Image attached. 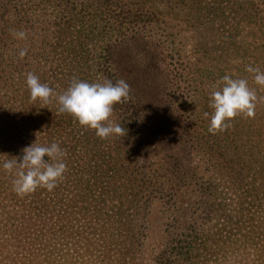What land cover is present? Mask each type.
I'll return each instance as SVG.
<instances>
[{"label": "trees", "instance_id": "trees-1", "mask_svg": "<svg viewBox=\"0 0 264 264\" xmlns=\"http://www.w3.org/2000/svg\"><path fill=\"white\" fill-rule=\"evenodd\" d=\"M177 21L191 34L194 56L172 79L166 71L178 69L166 63L156 33L172 42L167 31ZM21 31L23 39L13 35ZM130 47L144 61L137 71L148 74L122 72ZM250 65L264 71V0H0V162L35 141L56 142L67 166L53 191L23 197L0 169V264H139L153 212L160 238L149 264H264V219L257 223L251 212L264 207V100L254 116L212 133L211 93L188 77ZM29 72L56 94L74 78L125 80L130 99L114 106L111 119L127 134L101 139L60 113L55 99L33 101ZM152 131L178 146L157 167L149 160ZM190 156L201 157L202 173ZM244 173L258 175L260 202L238 195ZM220 178L230 179L233 198L220 199ZM183 191L195 201L181 208Z\"/></svg>", "mask_w": 264, "mask_h": 264}, {"label": "clouds", "instance_id": "clouds-1", "mask_svg": "<svg viewBox=\"0 0 264 264\" xmlns=\"http://www.w3.org/2000/svg\"><path fill=\"white\" fill-rule=\"evenodd\" d=\"M13 35L20 39L25 37L22 31ZM25 55V51L20 52L21 57ZM246 71L253 74L256 85L264 88V71L251 65ZM218 83L219 86L211 92L209 105L214 110L209 125L212 133L225 131L236 117L254 116L257 103L264 100L249 87L245 78L225 74ZM25 84L33 101L48 104L55 99L60 113L73 116L80 126L95 130L101 139L127 134L124 126L111 119L114 106L130 99V85L123 79L113 83L107 79L88 82L74 78L63 94H56L52 87L41 83L39 77L31 72L26 74ZM8 156L10 158L0 162V169L13 178V191L21 197L40 188L53 191L67 171L64 162L66 151L56 142L41 145L35 141L23 148L21 155Z\"/></svg>", "mask_w": 264, "mask_h": 264}, {"label": "rangeland", "instance_id": "rangeland-1", "mask_svg": "<svg viewBox=\"0 0 264 264\" xmlns=\"http://www.w3.org/2000/svg\"><path fill=\"white\" fill-rule=\"evenodd\" d=\"M174 27L172 31H167L168 33L173 34L172 42L168 38V34L165 31H157L156 36L159 41V44L162 45L165 49H167V60L166 63L170 65V68L178 69V71H166L170 75L172 79H178L181 76H184L185 71H179L181 63H184L186 61H193V41L191 39V34L189 33V30L183 25V23H180V21H177L173 23ZM170 37V36H169ZM132 47H130V51L128 53L130 54L128 58H123L124 61L123 65L124 68L127 71H122L125 75L131 76V75H145L148 74L150 71H137L142 68V64L144 61L141 60L140 56L136 53ZM133 52V53H132ZM90 63V62H88ZM80 64H83V62H80ZM96 67L93 64L90 65L89 71H95ZM101 71H103L101 69ZM190 76H194L196 79H202V87L205 88V90L209 93H211L213 90H215L221 81V78L225 74L231 75L233 78H245L248 80L249 87L256 88L258 90L257 96L260 94V86L256 85L254 82L253 74L249 73L247 71H191L189 73ZM252 81L254 82L252 84ZM199 83V81H197ZM139 82V87L141 88L142 85ZM173 91L175 89H169V98H172L171 102H176V99H174L175 94L173 95ZM174 99V100H173ZM258 106H262L260 101L257 103ZM257 113H262L260 109L257 110ZM173 114V113H172ZM171 114V117H172ZM174 116V115H173ZM244 124H246L247 119H241ZM154 133L151 137L153 148L149 155V160L154 164L153 167H157L156 164H159L161 162V158H163L165 155H169L171 153H175L178 151V146L175 143V141L172 139V136L168 133L164 132H158V131H152ZM228 134V132H227ZM201 157L199 156H190L188 158V164L191 167H198L199 173L203 172L202 169V163H201ZM205 177L207 174H203ZM199 176H202L199 174ZM217 178V177H216ZM243 182H242V189H239L238 195L243 198L244 203L251 202V203H257L262 200V192L263 190L260 186V179L258 175L254 173H244L243 174ZM229 181L227 178L217 180V183L221 185L222 192L220 195V199L228 200L229 198H233L232 192L228 190L229 188ZM261 188V190H260ZM237 197V196H236ZM259 197L258 199H256ZM240 199V201H241ZM179 201V207H185L188 203L191 201H195V195L188 191H183L180 193V196L178 198ZM224 201V200H223ZM226 202V201H225ZM245 206V205H244ZM264 208V207H263ZM263 208H257L253 207L251 212L254 215L255 219L258 221L257 223H260L264 219V210ZM239 215V214H237ZM160 215L157 212H153V215L151 218L150 226H149V237L147 240L148 248L146 251H144L141 256L139 257V264H149L150 259V249H154L156 244L158 243V239L160 238V235L158 233L159 231V224L161 223L160 219L158 218ZM243 223V222H241ZM242 226V224H241Z\"/></svg>", "mask_w": 264, "mask_h": 264}]
</instances>
